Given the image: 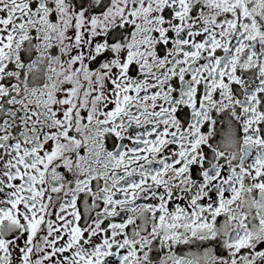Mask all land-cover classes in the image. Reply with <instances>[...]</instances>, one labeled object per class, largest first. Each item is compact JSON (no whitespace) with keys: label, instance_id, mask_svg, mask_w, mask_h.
<instances>
[{"label":"snow or ice","instance_id":"1","mask_svg":"<svg viewBox=\"0 0 264 264\" xmlns=\"http://www.w3.org/2000/svg\"><path fill=\"white\" fill-rule=\"evenodd\" d=\"M0 264H264V0H0Z\"/></svg>","mask_w":264,"mask_h":264}]
</instances>
